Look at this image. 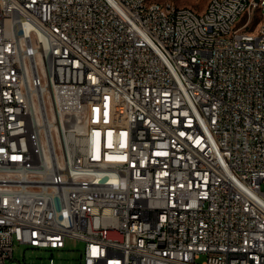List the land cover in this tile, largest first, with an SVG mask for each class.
Listing matches in <instances>:
<instances>
[{
	"label": "built area",
	"instance_id": "1",
	"mask_svg": "<svg viewBox=\"0 0 264 264\" xmlns=\"http://www.w3.org/2000/svg\"><path fill=\"white\" fill-rule=\"evenodd\" d=\"M67 238L264 264V0H0V264Z\"/></svg>",
	"mask_w": 264,
	"mask_h": 264
},
{
	"label": "rangeland",
	"instance_id": "2",
	"mask_svg": "<svg viewBox=\"0 0 264 264\" xmlns=\"http://www.w3.org/2000/svg\"><path fill=\"white\" fill-rule=\"evenodd\" d=\"M179 6H189L196 11H201L205 7L208 0H171ZM115 115V113H114ZM116 116H121L118 111ZM122 124L120 123V126ZM84 241L67 238L63 248H37L29 244L19 243L13 244V253L10 260H6L4 264H49L50 258L54 264H80L83 257ZM204 256L198 260L200 262Z\"/></svg>",
	"mask_w": 264,
	"mask_h": 264
},
{
	"label": "bare ground",
	"instance_id": "3",
	"mask_svg": "<svg viewBox=\"0 0 264 264\" xmlns=\"http://www.w3.org/2000/svg\"><path fill=\"white\" fill-rule=\"evenodd\" d=\"M98 123H99L100 125H105L106 121H104V120H100V121H98ZM107 139H108V138H107Z\"/></svg>",
	"mask_w": 264,
	"mask_h": 264
}]
</instances>
